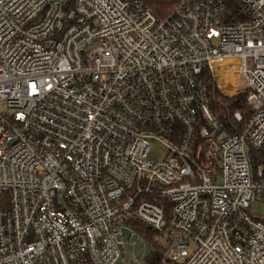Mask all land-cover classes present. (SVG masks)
<instances>
[{
    "label": "built area",
    "instance_id": "built-area-1",
    "mask_svg": "<svg viewBox=\"0 0 264 264\" xmlns=\"http://www.w3.org/2000/svg\"><path fill=\"white\" fill-rule=\"evenodd\" d=\"M238 2L0 0V264H264V0ZM205 72L244 95L229 130Z\"/></svg>",
    "mask_w": 264,
    "mask_h": 264
},
{
    "label": "trees",
    "instance_id": "trees-1",
    "mask_svg": "<svg viewBox=\"0 0 264 264\" xmlns=\"http://www.w3.org/2000/svg\"><path fill=\"white\" fill-rule=\"evenodd\" d=\"M129 1V0H124ZM144 6L148 7L154 14L159 17L167 15L175 6L176 0H139ZM225 4L233 13H236L239 9L238 0H224ZM204 81L207 88V94L210 98V107L212 112L217 117L218 121L222 123L226 129L231 127V117L235 112H242L245 109L243 104L244 95H237L235 97H225L219 93L215 87L214 80L208 72L204 73ZM258 159V160H257ZM256 163L261 161V158H257ZM142 229L147 230L145 226ZM163 250L159 247L154 249L147 262L150 264H160L161 254Z\"/></svg>",
    "mask_w": 264,
    "mask_h": 264
},
{
    "label": "rangeland",
    "instance_id": "rangeland-1",
    "mask_svg": "<svg viewBox=\"0 0 264 264\" xmlns=\"http://www.w3.org/2000/svg\"><path fill=\"white\" fill-rule=\"evenodd\" d=\"M229 80H230V83L232 84H237V83L241 84V82H238V81L236 82L234 79L232 80L231 78H229ZM221 87H222V83H219V89ZM153 156H154V152H152V154L150 155V159L152 161H154ZM251 211L258 218L264 219V204L262 202L254 201L251 205ZM154 239H155L154 240L155 243H157L158 245L164 244L163 240L158 235H155ZM150 251H151V247L147 243H144V246H143V244L139 242L135 245L133 255L131 254L129 250H126V262H124L123 264H144V255H147L148 253H150ZM133 256L137 259V262L133 261Z\"/></svg>",
    "mask_w": 264,
    "mask_h": 264
}]
</instances>
